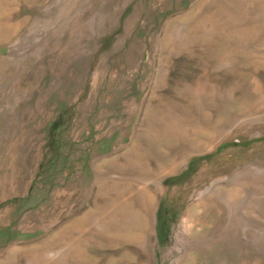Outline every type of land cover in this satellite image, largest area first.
Wrapping results in <instances>:
<instances>
[{"label":"rangeland","instance_id":"1","mask_svg":"<svg viewBox=\"0 0 264 264\" xmlns=\"http://www.w3.org/2000/svg\"><path fill=\"white\" fill-rule=\"evenodd\" d=\"M0 264H264V0H0Z\"/></svg>","mask_w":264,"mask_h":264},{"label":"trees","instance_id":"2","mask_svg":"<svg viewBox=\"0 0 264 264\" xmlns=\"http://www.w3.org/2000/svg\"><path fill=\"white\" fill-rule=\"evenodd\" d=\"M57 110L55 118L51 119L46 125L45 151L37 171V175H40L43 172V178L46 176L48 179H50L51 172H53L57 166H59V170H61L69 161V155L68 153L63 152V148L69 143L64 134L69 128L72 114L69 107L62 106V104H60V107ZM196 160L197 157L192 158L185 171L178 174L177 177L186 178L189 173L192 172ZM165 212L166 209L163 204L160 203L156 216V236L160 242L167 237V229L164 227Z\"/></svg>","mask_w":264,"mask_h":264},{"label":"crops","instance_id":"3","mask_svg":"<svg viewBox=\"0 0 264 264\" xmlns=\"http://www.w3.org/2000/svg\"><path fill=\"white\" fill-rule=\"evenodd\" d=\"M11 98V97H10ZM14 112H16V107L12 109ZM6 137L10 139H20V140H25L22 142L23 144H31L34 143V141H26V140H33L35 139V133L33 131V128H19V127H14L8 131L7 134H5ZM8 135V136H7ZM2 138V137H1ZM19 143V142H18Z\"/></svg>","mask_w":264,"mask_h":264}]
</instances>
